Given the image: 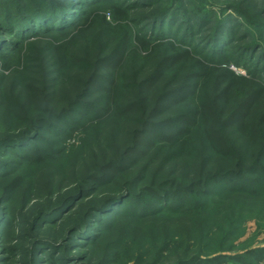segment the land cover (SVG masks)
Returning a JSON list of instances; mask_svg holds the SVG:
<instances>
[{"label": "trees", "instance_id": "trees-1", "mask_svg": "<svg viewBox=\"0 0 264 264\" xmlns=\"http://www.w3.org/2000/svg\"><path fill=\"white\" fill-rule=\"evenodd\" d=\"M214 1L219 3L212 0L215 9L204 0H0V68L11 69L20 80L19 70H24L20 85L26 86V96L39 95L45 106L31 118L23 117L17 128L0 126V240L9 217L21 218L33 238L30 249L5 247L8 263L91 264L92 250L122 215L155 220L198 213L208 244L213 227L206 211L216 201L228 195L264 197V20L250 18L232 4L236 0ZM239 1L264 5V0ZM96 27L115 31L108 51L89 56L83 46L75 52L72 40L86 39ZM242 37L250 39L239 44ZM47 54L50 60L56 58L59 83H70L59 95L57 103L64 105L57 112L47 107V95L55 91L32 84L34 74L46 83ZM167 73L179 80L163 83ZM78 83L81 93L74 92ZM159 83L165 88L153 94ZM11 85L0 98L4 112L18 104ZM132 113L137 117L130 142L95 173L82 174L57 191H42L17 213L8 209L23 185L22 171L44 166L64 149L46 144L45 132L61 136L64 143L82 131L86 134L88 127L91 131L102 119L129 121ZM159 157L174 160L168 173L182 167L178 179L140 187L134 180L122 181L141 161ZM208 163L211 169H206ZM120 181L116 193H100L105 185ZM238 221L213 246L216 251L200 252L199 247L190 252L183 229L178 240H163L155 260L264 264V246L224 253L229 237L241 234ZM182 248L184 254H177ZM114 255L100 260L120 262L121 251ZM146 255L138 250L134 264H143Z\"/></svg>", "mask_w": 264, "mask_h": 264}, {"label": "rangeland", "instance_id": "rangeland-1", "mask_svg": "<svg viewBox=\"0 0 264 264\" xmlns=\"http://www.w3.org/2000/svg\"><path fill=\"white\" fill-rule=\"evenodd\" d=\"M204 1L208 8L215 9L217 7L212 5V0ZM213 2L214 4H219L214 0ZM232 4H235L240 10L246 11L247 15L249 17L251 16L250 18L253 17L255 21L260 22L261 20H264V5L254 7L251 4L243 3L239 0L233 1ZM229 12L231 11H227L225 14ZM114 35V30L106 31L102 28L98 29V27H96L87 34L86 39L85 37L80 36L74 38L71 44L73 45L75 52H78V50L83 51L82 47L84 46L88 55L91 56V54L104 52L105 50L108 51L114 40ZM248 39L250 38L242 37L239 44H245ZM69 41H71V39L68 40V42ZM48 55L49 54H47L46 59V83H39V75L34 74L32 78L37 79L33 80L32 84L36 88L38 87V89L45 86L46 88H49L50 92L51 90L55 91L53 96L51 94L47 95L49 103L47 107H49L50 110H54L53 112H57L60 110L61 106L64 105L63 103H57L59 95L70 83H59L61 80L58 78L56 65L54 64L56 58L53 60L51 58L50 60L48 59ZM48 62H50V64ZM32 66L36 69L34 64ZM231 67L240 74L246 72L242 67ZM128 68H126L125 73H127V71L129 73L130 69ZM19 71L21 80L13 76L14 74H12L13 72L11 69L0 68V98L8 91V86H12L11 84H14L13 88H15V97H18V104L16 107L7 108V112L0 110V126L9 125L11 129L23 125V117L31 118L35 112L42 111L45 107L40 104L39 95L35 96L29 93L27 94L28 96H26V92L28 93V91L26 86H22L24 81L23 77L26 72L22 69ZM169 76V73H167V79L165 81L163 80V83H176L175 80H179V77L176 78L174 76ZM21 83L22 85H20ZM159 84V88H155L152 91L153 94L154 91L155 93H158V89L163 87L162 83ZM82 89V83H78L75 85L74 92L81 93ZM37 101L39 102L37 103ZM143 108L146 109V107ZM39 113V116H43L41 112ZM44 115H46V112H44ZM130 115L131 118H129V121L125 119L118 122L112 118L108 120L107 118L102 119L91 131L88 127L86 129V134L82 131L74 137H69L64 143L62 142L61 136L57 137L51 134V132H45L44 139L47 140L46 144L50 143V145L55 147L63 145L64 149L61 154L51 157L52 159L44 166H41L38 169H35V167H26L22 171L24 178L23 185L17 190L13 200L8 204V209L17 213L24 205H32L35 201L34 199L39 198L42 191L44 193L47 191H57L58 189L72 185L73 179L78 178L82 174L95 173L96 168H98L101 163L110 159L115 151L122 150L123 147L130 142L132 136L130 135V132L135 127L134 124L136 122L135 118L137 117V113H132ZM133 119L134 121L132 122ZM19 131L20 129L15 132ZM53 140L55 141L54 143L57 144H54L52 142ZM173 161L174 160L169 159L161 160V157L154 158L152 161L143 160L130 172L129 175H125L122 178V181L134 180L137 183L136 186L140 187L142 185L158 186L165 182L163 180L167 178L169 179V177L170 179H178L182 174V167L180 165L174 166L175 171L168 173L170 170L169 167L174 164ZM206 165V169H211L213 164L208 163ZM191 170L193 174L195 171L193 169ZM192 174L190 176H192ZM151 178H153V180ZM170 179L168 181H170ZM121 185V181L116 184L115 182L107 184L100 189V193H116ZM216 202L217 203H215L213 207L206 211V221L210 222V225L213 227L210 239H208V244H206L207 238L204 236L201 220L199 218L200 214L198 213L193 217L187 218H182L176 215H167L155 220L132 219L126 215H122L117 218L115 223H113L112 228L108 230L105 235L101 236L98 245L92 250L93 260L91 264H105L100 260L103 256H106L109 253V259H111L115 256L114 254H116V252L120 251L122 255H120L122 257L120 262L112 261L111 263L106 262V264H134L132 257L141 249L147 251V255L145 256L146 260L143 264H155V262H157L156 264H162L167 259L159 256L158 259L155 260L157 257V249L165 238H174L178 240L182 237L184 235L183 229L187 230L186 241L189 244H185L189 246L191 245V247L188 248L190 252H194L197 249L199 250V247L201 248L200 252L205 251L204 248H210V252L216 251V248L213 246L218 245L221 237L227 236L226 232H228L232 227V224H236L235 222L238 220H242L241 234L236 238L234 235V238L232 236L229 237L231 238L229 239V243L225 244V249L227 248V245H229V249L225 250L224 253H242L244 250L264 246V197L228 195ZM119 209L120 208L118 207L114 210L118 211ZM20 219L18 218L16 221H13L12 218L11 220L10 217L7 218L8 224L5 225L4 228V239L2 238L0 240V264H10L5 260L9 255L4 252L5 247L18 245L20 247H25V249L31 248L33 238L29 236L28 227L24 225L22 219ZM194 220H196V223H191V221ZM109 221H111V219ZM106 230L107 229H103V231ZM117 239H121L120 242L122 243L113 244ZM110 245L115 246L114 250L113 248H109ZM125 245H128L127 249H124ZM202 245L206 246L203 247ZM184 251L185 249L182 248L178 250L177 254L182 255V253L184 254ZM96 256H98V258ZM174 258L175 254H173L170 259ZM81 261L83 260L80 259L79 263ZM25 264L27 263L25 262Z\"/></svg>", "mask_w": 264, "mask_h": 264}]
</instances>
